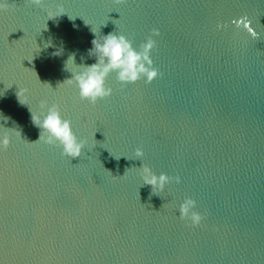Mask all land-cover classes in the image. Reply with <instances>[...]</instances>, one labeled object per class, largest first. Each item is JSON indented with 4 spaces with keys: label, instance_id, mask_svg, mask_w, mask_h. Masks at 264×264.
Listing matches in <instances>:
<instances>
[{
    "label": "water",
    "instance_id": "1",
    "mask_svg": "<svg viewBox=\"0 0 264 264\" xmlns=\"http://www.w3.org/2000/svg\"><path fill=\"white\" fill-rule=\"evenodd\" d=\"M93 32L153 39L161 75L113 72L110 97L81 100L66 62H96ZM41 101L71 120L80 157L37 141ZM3 134L0 264H264V0H5ZM143 165L181 182L156 194ZM186 198L199 226L179 218Z\"/></svg>",
    "mask_w": 264,
    "mask_h": 264
},
{
    "label": "clouds",
    "instance_id": "2",
    "mask_svg": "<svg viewBox=\"0 0 264 264\" xmlns=\"http://www.w3.org/2000/svg\"><path fill=\"white\" fill-rule=\"evenodd\" d=\"M31 2L40 5L42 0H31ZM4 5L5 0H0V10L3 9ZM65 13L66 11L62 9H52L45 14L49 19H54ZM69 19L74 20L75 18L69 16ZM93 33L94 38L91 42L92 48L89 50V55L95 56L96 62L91 65H76L74 54L66 62L67 65L68 61L71 60L75 66V71H71L73 78L65 82L75 84L81 100L95 105L98 101L110 97L113 94V89L108 86L106 81L110 73L113 72L116 74L117 80L123 85L135 83L141 78H145L146 83H151L161 75L158 69L153 67V61L150 58L151 50L155 46L153 39L149 38L142 45V49L138 51L124 35L108 33L98 38L96 33ZM153 35H159L158 31L153 30ZM93 53L94 55H91ZM60 54L61 50L53 53L54 56ZM40 107L42 111L39 114L34 115L31 112L33 123L41 130L37 141L47 145L59 146L62 150L61 154L70 159L80 157L85 148V141L76 136L71 120L62 116L59 106L56 104L49 106L46 101H41ZM4 118L5 122L10 119L9 117ZM10 137L9 134L0 135V150L9 147ZM143 155V150L137 148L136 156L142 158ZM142 167L143 184L151 186L152 191L156 194L163 192L166 185L170 184L173 179L176 183L181 182L179 176L173 178L164 172L157 175L150 168L144 165ZM195 208L196 201L186 198L178 210L179 218L190 220L194 227L199 226L203 220Z\"/></svg>",
    "mask_w": 264,
    "mask_h": 264
}]
</instances>
